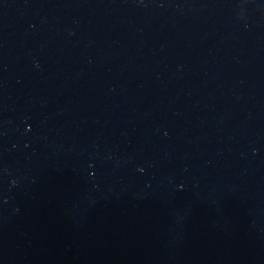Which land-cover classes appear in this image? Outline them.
<instances>
[{
    "label": "water",
    "instance_id": "obj_1",
    "mask_svg": "<svg viewBox=\"0 0 264 264\" xmlns=\"http://www.w3.org/2000/svg\"><path fill=\"white\" fill-rule=\"evenodd\" d=\"M0 264H264V0H0Z\"/></svg>",
    "mask_w": 264,
    "mask_h": 264
}]
</instances>
